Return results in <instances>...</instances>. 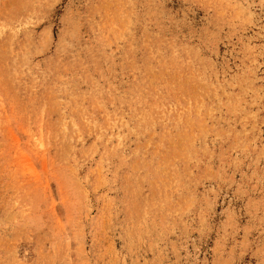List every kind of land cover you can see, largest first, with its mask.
Masks as SVG:
<instances>
[{
	"label": "rangeland",
	"instance_id": "rangeland-1",
	"mask_svg": "<svg viewBox=\"0 0 264 264\" xmlns=\"http://www.w3.org/2000/svg\"><path fill=\"white\" fill-rule=\"evenodd\" d=\"M0 264H264V0H0Z\"/></svg>",
	"mask_w": 264,
	"mask_h": 264
}]
</instances>
